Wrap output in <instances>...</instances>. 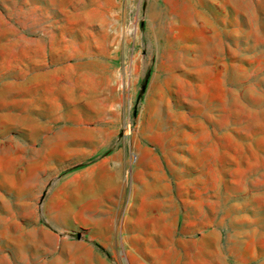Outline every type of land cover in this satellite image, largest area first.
<instances>
[{"label": "rangeland", "instance_id": "rangeland-1", "mask_svg": "<svg viewBox=\"0 0 264 264\" xmlns=\"http://www.w3.org/2000/svg\"><path fill=\"white\" fill-rule=\"evenodd\" d=\"M0 264H264V0H0Z\"/></svg>", "mask_w": 264, "mask_h": 264}, {"label": "trees", "instance_id": "trees-1", "mask_svg": "<svg viewBox=\"0 0 264 264\" xmlns=\"http://www.w3.org/2000/svg\"><path fill=\"white\" fill-rule=\"evenodd\" d=\"M84 166H79V167H77V168H75V169H81V168H83Z\"/></svg>", "mask_w": 264, "mask_h": 264}]
</instances>
